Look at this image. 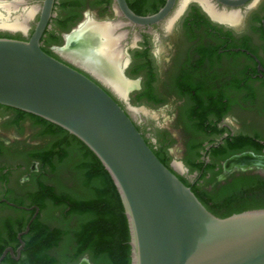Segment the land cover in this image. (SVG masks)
Masks as SVG:
<instances>
[{"label":"flooded vegetation","instance_id":"1","mask_svg":"<svg viewBox=\"0 0 264 264\" xmlns=\"http://www.w3.org/2000/svg\"><path fill=\"white\" fill-rule=\"evenodd\" d=\"M3 1L13 3V19H24L31 10L35 14L25 30L0 28V37L29 40L46 0ZM211 1L214 11L236 13L239 21L231 24L216 19L200 0H177L168 18L150 26L130 24L116 0H55L44 34L46 38L49 33L55 34L65 41V35L88 21L126 23L118 25L117 30L124 38L120 43L121 72L133 87L128 100L104 87L130 115L151 148L162 159H169L168 166L180 179L188 186L200 185L209 193L217 186L216 182L210 183L213 177L220 185L238 176L264 181V169L231 174L224 170V163L232 157L264 156V0H249L235 8ZM127 2L136 14L151 16L167 0ZM42 47L46 48L44 40ZM55 48L48 51L62 59ZM87 74L94 78L91 72ZM143 102L162 109L139 110ZM34 116L0 104V246H6L5 251L13 248L18 257L9 253L1 264H13L11 259L28 264V242L30 245L36 240L35 236L29 237L32 226L56 227L48 218L53 205L43 190L45 185L55 187L47 183L48 174L40 170V161L30 163L40 144L4 137L12 121L22 122L21 126L28 129L37 120ZM13 156L20 158L18 163L10 161ZM175 162L183 169H177ZM189 162L199 170L192 172ZM204 173L206 178L201 180ZM45 205L50 206L42 208ZM25 224L30 230L22 236V247L19 236L26 231H21ZM17 231L19 244L13 239ZM72 249L67 250L70 259L63 257L60 245L46 248L42 255L54 258L53 264H97L93 257L106 264L103 255L89 252L75 259L78 255Z\"/></svg>","mask_w":264,"mask_h":264},{"label":"water","instance_id":"2","mask_svg":"<svg viewBox=\"0 0 264 264\" xmlns=\"http://www.w3.org/2000/svg\"><path fill=\"white\" fill-rule=\"evenodd\" d=\"M116 1L129 23L139 26L164 21L177 4V0H167L159 12L140 16L127 0ZM217 1L235 8L249 0ZM54 2H44L29 40L0 37V104L62 127L100 159L125 208L131 235V264H264V209L226 218L212 213L192 188L161 161L130 115L105 87L126 100L132 88L119 95L95 75L94 79L87 74L89 71L60 55V50L69 46L71 37L85 24L65 35L63 46L55 48L62 59L43 50L42 39L52 18ZM209 3L213 5L211 0ZM122 75L133 85L124 77L123 70ZM177 166L183 169L181 163ZM254 168L264 169V156L243 154L224 163L227 174ZM29 230L30 226L19 236L22 247V236ZM9 253L18 258L14 249L8 248L0 257V264Z\"/></svg>","mask_w":264,"mask_h":264},{"label":"trees","instance_id":"3","mask_svg":"<svg viewBox=\"0 0 264 264\" xmlns=\"http://www.w3.org/2000/svg\"><path fill=\"white\" fill-rule=\"evenodd\" d=\"M45 38L43 37L42 41H45L47 49L43 50L55 56L51 50L48 51L49 48L63 46L64 39L51 33ZM34 117L40 123L49 125V134L58 138L55 147L38 158L41 166H54L56 157L60 162L68 159L70 161L68 167L78 175L80 182L78 189L75 188L71 192H58L56 188L44 186L43 190L53 205L47 212L48 218L57 221L58 224L54 228L41 225V230L37 225L32 226L29 237L35 236L36 240L30 241V245L28 242L26 261L28 264H53L54 258L43 256L42 252L46 248H56L60 245L63 248V257L67 259H70L67 250L72 247L78 255L75 259L89 252L92 255H103L106 264H131L129 223L111 175L94 152L80 139L58 125ZM157 156L168 166L169 159L164 160L158 154ZM192 167V170H199L196 166ZM205 175L204 173L200 179H205ZM212 182H216L217 186L211 193L204 191L200 185L189 187L215 215L226 218L249 210L264 209V181L254 176H238L222 185L215 177L211 179L210 183ZM49 206L45 205L42 208L47 209ZM26 226L27 224L22 226L21 231H25ZM19 231L13 236L18 244ZM5 249L6 246H0V257ZM8 258L11 259L10 256ZM93 258L97 264H101V261ZM11 260L13 264H19Z\"/></svg>","mask_w":264,"mask_h":264},{"label":"bare ground","instance_id":"4","mask_svg":"<svg viewBox=\"0 0 264 264\" xmlns=\"http://www.w3.org/2000/svg\"><path fill=\"white\" fill-rule=\"evenodd\" d=\"M200 1L206 5L211 14L218 20L233 24L240 19L239 15L233 12L221 13L214 11L208 0ZM14 8L13 3L0 0V28L4 30L12 29L13 31L24 29L27 27L29 18L35 14L31 10L25 16L23 15L24 19L20 18L22 16H16L13 19L11 13ZM117 30L118 25H106L88 21L77 34L71 37L69 46L61 49L59 53L68 61L91 72L119 95H124L132 88V85L123 78L121 72L123 58L120 43L123 34H119Z\"/></svg>","mask_w":264,"mask_h":264},{"label":"rangeland","instance_id":"5","mask_svg":"<svg viewBox=\"0 0 264 264\" xmlns=\"http://www.w3.org/2000/svg\"><path fill=\"white\" fill-rule=\"evenodd\" d=\"M65 42V41H64ZM60 47V46H55ZM59 54V53H57ZM117 96V95H116ZM121 98V97H119ZM150 105V104H149ZM147 105V103H140L141 107H138L139 110L148 109L150 111H157L160 112L162 108L160 107H151ZM160 108V109H158ZM134 114V113H133ZM135 115V114H134ZM22 122H18L17 120L12 121L10 124L12 127L6 128L4 131V137L7 138H13V139H21L22 141H29L34 142V144H40V150L33 154L32 160H30V163L35 160L39 161L38 158L43 157L45 154L48 153V151L51 148H54L57 143V137L52 136L49 134V128L46 127L43 123H40L37 120H34L31 122V127H24L21 126ZM9 124V125H10ZM75 153V152H74ZM80 155V154H79ZM76 156L73 158L75 159ZM83 157V155H82ZM59 158L56 157L54 166L48 165V166H41V163L39 164L40 170L48 174L47 183L57 189L58 192H64V191H74L73 189H78L79 187L78 183L80 182V179L78 175L72 170V168L68 167V163L70 162L68 159L64 162L58 161ZM8 160V159H7ZM20 158L18 156H13L10 158V161L18 163ZM71 160V159H70ZM78 160V159H77ZM9 161V162H10ZM60 162V163H59ZM191 167L193 166L192 162H189ZM188 163V164H189ZM179 163H174L175 167L180 170V168L177 166ZM189 165V166H190ZM197 169H193L192 172H197ZM54 224H58L57 221L52 220Z\"/></svg>","mask_w":264,"mask_h":264}]
</instances>
